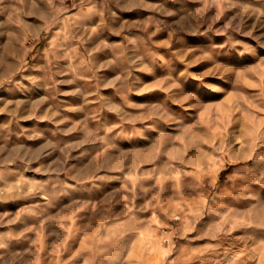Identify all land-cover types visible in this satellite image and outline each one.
<instances>
[{
  "label": "rangeland",
  "instance_id": "rangeland-1",
  "mask_svg": "<svg viewBox=\"0 0 264 264\" xmlns=\"http://www.w3.org/2000/svg\"><path fill=\"white\" fill-rule=\"evenodd\" d=\"M43 12L0 0V264H264V0Z\"/></svg>",
  "mask_w": 264,
  "mask_h": 264
},
{
  "label": "crops",
  "instance_id": "crops-1",
  "mask_svg": "<svg viewBox=\"0 0 264 264\" xmlns=\"http://www.w3.org/2000/svg\"><path fill=\"white\" fill-rule=\"evenodd\" d=\"M38 1V4L44 5V12L43 14L46 15L51 14L53 12V9L55 6H57L58 0H36Z\"/></svg>",
  "mask_w": 264,
  "mask_h": 264
},
{
  "label": "trees",
  "instance_id": "trees-1",
  "mask_svg": "<svg viewBox=\"0 0 264 264\" xmlns=\"http://www.w3.org/2000/svg\"><path fill=\"white\" fill-rule=\"evenodd\" d=\"M224 173V172H223Z\"/></svg>",
  "mask_w": 264,
  "mask_h": 264
}]
</instances>
